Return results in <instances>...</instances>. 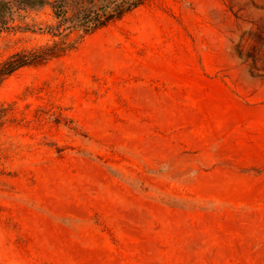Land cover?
I'll use <instances>...</instances> for the list:
<instances>
[{
	"label": "rangeland",
	"instance_id": "1",
	"mask_svg": "<svg viewBox=\"0 0 264 264\" xmlns=\"http://www.w3.org/2000/svg\"><path fill=\"white\" fill-rule=\"evenodd\" d=\"M53 23L21 12L0 62ZM67 40L0 83V264H177L211 212L264 233V0H148Z\"/></svg>",
	"mask_w": 264,
	"mask_h": 264
},
{
	"label": "trees",
	"instance_id": "2",
	"mask_svg": "<svg viewBox=\"0 0 264 264\" xmlns=\"http://www.w3.org/2000/svg\"><path fill=\"white\" fill-rule=\"evenodd\" d=\"M148 0H0V29L29 26H12L21 12L49 8L53 24L45 31L54 40L30 49L13 52L0 62V83L20 68L39 66L64 55L76 42L67 39L72 32L82 35L94 33L122 19ZM41 29V28H39Z\"/></svg>",
	"mask_w": 264,
	"mask_h": 264
},
{
	"label": "crops",
	"instance_id": "3",
	"mask_svg": "<svg viewBox=\"0 0 264 264\" xmlns=\"http://www.w3.org/2000/svg\"><path fill=\"white\" fill-rule=\"evenodd\" d=\"M202 217L201 223L182 231L174 246L172 256H188L177 264H264V233L253 231L241 213L211 212Z\"/></svg>",
	"mask_w": 264,
	"mask_h": 264
}]
</instances>
